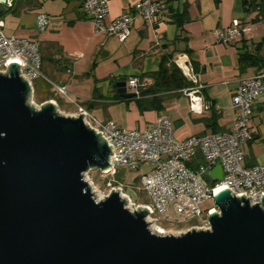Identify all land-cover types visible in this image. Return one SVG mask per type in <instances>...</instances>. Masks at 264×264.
Masks as SVG:
<instances>
[{"label":"water","instance_id":"obj_1","mask_svg":"<svg viewBox=\"0 0 264 264\" xmlns=\"http://www.w3.org/2000/svg\"><path fill=\"white\" fill-rule=\"evenodd\" d=\"M5 0H0V3ZM0 72V264H264V192L260 204L215 189L209 228L159 232L116 190L97 199L84 179L108 166L110 146L83 114L38 108L30 86L8 60ZM129 99L125 81L116 83ZM209 175L221 177L216 165Z\"/></svg>","mask_w":264,"mask_h":264},{"label":"crops","instance_id":"obj_2","mask_svg":"<svg viewBox=\"0 0 264 264\" xmlns=\"http://www.w3.org/2000/svg\"><path fill=\"white\" fill-rule=\"evenodd\" d=\"M81 1L0 3V29L4 34L38 40L45 78L36 79L34 88L39 81H45L53 96L49 100L55 102L57 95L72 113L81 106L96 120H112L120 127L145 128L158 116H167L177 139L231 128V96L237 85L258 69V65L240 68L239 53L245 49L254 53L255 44L263 41L257 54L264 57V20L250 22L249 30L228 44L216 40L215 29L246 18L242 0H158L164 7L155 19L146 22L135 17L123 40L95 31L82 12ZM136 1L108 0L106 21ZM184 3L188 19L178 28L171 21L167 6L171 4L179 11ZM39 12L50 17L48 27L40 34L35 27ZM170 52L176 65L183 57L198 70V79L204 85L200 93L202 113H193L187 97L179 93L168 94L159 111L140 112L135 100H114V95H118L117 82H126L130 76L148 77L158 69L160 57ZM54 85L65 86L67 99L56 93ZM248 128L252 139L243 146V165L264 164V96L255 100Z\"/></svg>","mask_w":264,"mask_h":264},{"label":"built area","instance_id":"obj_3","mask_svg":"<svg viewBox=\"0 0 264 264\" xmlns=\"http://www.w3.org/2000/svg\"><path fill=\"white\" fill-rule=\"evenodd\" d=\"M253 1L245 0L244 7L248 11L244 20L234 19L228 26L214 30L218 42L228 44L249 30L250 19L257 13L251 6ZM163 7L158 0H138L106 21L108 0L81 1L82 12L95 31L119 40L128 34L135 17L152 22ZM49 23V15L36 14L37 33L45 31ZM11 59L20 61L18 71L32 93L35 80L45 78L37 38L6 35L0 29V72H7L10 64L7 61ZM179 61L178 68L189 85L178 93L187 97L193 113L200 114L203 111L200 93L204 85L198 79L199 72L185 58ZM151 84L150 77L130 76L126 80V87L135 98L140 97L142 88ZM54 90L58 95H67L65 86L54 85ZM259 96H264V57L257 71L242 80L231 96L233 118L229 130L177 139L171 121L164 115L158 116L148 127L125 128L112 120H96L81 106L77 107V114L82 113L84 123L99 132L110 146L108 166L100 170L101 173L114 178L122 169L134 171L130 182L135 183L145 197L146 202L138 206L148 210L146 221L154 219L149 224L162 222L197 230L209 228L208 210L218 211L212 192L221 186H227L235 197L248 198L250 205L260 204V195L264 192V164L243 165V146L252 139L248 119ZM216 165L221 168L219 179L209 175ZM209 200L214 205L203 206Z\"/></svg>","mask_w":264,"mask_h":264},{"label":"trees","instance_id":"obj_4","mask_svg":"<svg viewBox=\"0 0 264 264\" xmlns=\"http://www.w3.org/2000/svg\"><path fill=\"white\" fill-rule=\"evenodd\" d=\"M166 2H168V0ZM242 2L244 6L246 3L245 0H242ZM251 6L257 13L250 19V22L264 20V0H254ZM167 9L168 12H170L171 21L178 28L188 19L186 3L183 4L179 11L174 9L171 4L167 6ZM244 11L247 13L248 10L244 7ZM262 44L263 41H259L255 44L254 53H250L246 49L242 52L240 51L238 56L240 68L246 65H258L259 68L262 64L263 56H258L257 53L261 49ZM186 51H188V49H186ZM195 70L197 69L195 68ZM147 75L152 79V84L140 90L139 98L133 97L125 99L116 94L114 95V100H135V104L140 112L146 110L159 111L162 109V103L168 94H178L179 89L189 85V82L185 79L181 70L172 60V52L161 56L158 69ZM49 99H53L51 94L41 99L39 102H44ZM91 106L92 104L90 103L88 108Z\"/></svg>","mask_w":264,"mask_h":264},{"label":"rangeland","instance_id":"obj_5","mask_svg":"<svg viewBox=\"0 0 264 264\" xmlns=\"http://www.w3.org/2000/svg\"><path fill=\"white\" fill-rule=\"evenodd\" d=\"M7 29L5 28V31ZM49 85L45 81H39L36 87L33 89V92L30 94L29 102L32 103L33 106L38 108L40 104L43 102H39L41 99L45 98L47 95L51 94L49 92ZM52 95V94H51ZM61 96V95H60ZM64 97L65 96H61ZM55 104H56V113L65 116H75L77 112H71L70 107L64 105L62 101L59 100V96L55 95ZM67 99V98H65ZM72 102V101H71ZM73 103V102H72ZM74 111L76 110V106L74 105ZM73 109V108H72ZM77 111V110H76ZM84 179L88 183L91 191L94 193L97 199H102L106 195H108L112 190H116L119 192L122 199L125 200L126 206L131 210H137V206L141 203H145L144 195L136 189V184L131 183V177L134 175V171H125L122 169L119 171L114 178H110L101 173L97 168H88L84 173ZM214 205L211 200L206 201L203 206ZM197 221V220H195ZM150 228L152 226V230H161L162 233L170 232V233H182L190 229V226H181L175 224L168 223H155L150 224ZM156 228V229H155Z\"/></svg>","mask_w":264,"mask_h":264},{"label":"bare ground","instance_id":"obj_6","mask_svg":"<svg viewBox=\"0 0 264 264\" xmlns=\"http://www.w3.org/2000/svg\"><path fill=\"white\" fill-rule=\"evenodd\" d=\"M181 63V62H180ZM151 228H152V226H151ZM156 229V228H155ZM157 230V229H156ZM158 231V230H157ZM159 232H161V230H159Z\"/></svg>","mask_w":264,"mask_h":264}]
</instances>
